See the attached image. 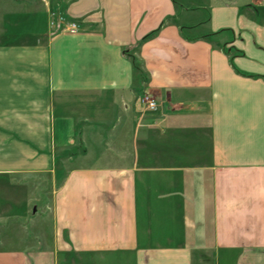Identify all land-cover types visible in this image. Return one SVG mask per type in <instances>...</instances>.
Wrapping results in <instances>:
<instances>
[{"label":"crops","instance_id":"obj_1","mask_svg":"<svg viewBox=\"0 0 264 264\" xmlns=\"http://www.w3.org/2000/svg\"><path fill=\"white\" fill-rule=\"evenodd\" d=\"M46 175L0 264H264V0H0V202Z\"/></svg>","mask_w":264,"mask_h":264},{"label":"rangeland","instance_id":"obj_2","mask_svg":"<svg viewBox=\"0 0 264 264\" xmlns=\"http://www.w3.org/2000/svg\"><path fill=\"white\" fill-rule=\"evenodd\" d=\"M146 110V109H145ZM147 111V110H146ZM148 112V111H147ZM150 113V112H149ZM66 174V171L62 170V178ZM19 185H14V188L11 190V193L13 196V200H8L0 202L1 211L7 213V210L10 209V206L13 210L9 211V213H12L13 216L0 219V231L7 228H15L14 230V236L15 239H23L24 241H27L28 244H26L23 241L17 240V243L13 241V243H6L5 240V233L2 231L0 232V253L2 251H11L10 255H19L23 256L26 259L30 258L32 261L33 258V249L37 248L38 245V233L34 229L35 221L37 219L38 212L42 213L45 209V213H42L40 215L45 216L48 209L46 207L50 204V198L52 196L53 190L57 188L60 183L61 179L56 178L53 180L52 176L46 175L39 180L30 179L28 182V185H21L20 182ZM0 191L8 192L7 187L5 185H0ZM29 197L30 200L27 203V210L28 213L23 218L16 217L17 213L22 212L21 208L23 207V203L20 201L21 198ZM12 199V197H11ZM38 199V200H37ZM25 206V203H24ZM13 211V212H12ZM19 224L24 225V230L20 229ZM46 228V227H45ZM11 235V234H10ZM45 240H48V235L45 238ZM8 247V248H7ZM8 249V250H7ZM28 249V251H26ZM62 262L61 264H70V257L69 254H65L61 256ZM2 261V259H0ZM5 262H11L10 260H4ZM7 262V263H8Z\"/></svg>","mask_w":264,"mask_h":264},{"label":"built area","instance_id":"obj_3","mask_svg":"<svg viewBox=\"0 0 264 264\" xmlns=\"http://www.w3.org/2000/svg\"><path fill=\"white\" fill-rule=\"evenodd\" d=\"M51 17L53 18L50 23L52 26H54V24L63 25L66 31L72 33L78 30V24L76 22L65 20V18L60 13L51 12ZM55 18H57V21H55ZM140 101L148 112L155 113L158 110L157 100L151 95L146 93L143 94L140 98Z\"/></svg>","mask_w":264,"mask_h":264},{"label":"trees","instance_id":"obj_4","mask_svg":"<svg viewBox=\"0 0 264 264\" xmlns=\"http://www.w3.org/2000/svg\"><path fill=\"white\" fill-rule=\"evenodd\" d=\"M139 47V44L135 48L137 50ZM126 55L128 54L129 59L132 62L133 65V81H134V90L141 94L142 91V84L147 81V75L144 72V70L141 67L140 61L134 56L129 54L128 51H125Z\"/></svg>","mask_w":264,"mask_h":264}]
</instances>
